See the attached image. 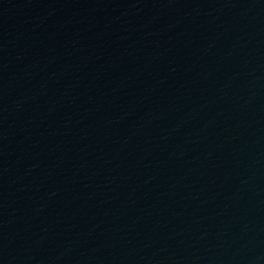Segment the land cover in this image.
I'll return each mask as SVG.
<instances>
[{"label":"water","instance_id":"obj_1","mask_svg":"<svg viewBox=\"0 0 264 264\" xmlns=\"http://www.w3.org/2000/svg\"><path fill=\"white\" fill-rule=\"evenodd\" d=\"M88 264H264V0H72Z\"/></svg>","mask_w":264,"mask_h":264}]
</instances>
